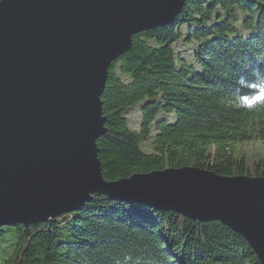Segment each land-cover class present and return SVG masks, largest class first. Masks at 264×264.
<instances>
[{
	"label": "trees",
	"instance_id": "16d2710c",
	"mask_svg": "<svg viewBox=\"0 0 264 264\" xmlns=\"http://www.w3.org/2000/svg\"><path fill=\"white\" fill-rule=\"evenodd\" d=\"M100 99L107 180L181 167L264 177V0H187L132 37ZM254 141L256 158L240 149ZM0 264L261 262L219 221L94 194L45 221L0 224Z\"/></svg>",
	"mask_w": 264,
	"mask_h": 264
},
{
	"label": "water",
	"instance_id": "95a60500",
	"mask_svg": "<svg viewBox=\"0 0 264 264\" xmlns=\"http://www.w3.org/2000/svg\"><path fill=\"white\" fill-rule=\"evenodd\" d=\"M187 0H0V224L45 221L94 194L216 220L264 264V177L166 168L107 180L101 95L132 37Z\"/></svg>",
	"mask_w": 264,
	"mask_h": 264
},
{
	"label": "rangeland",
	"instance_id": "374dc122",
	"mask_svg": "<svg viewBox=\"0 0 264 264\" xmlns=\"http://www.w3.org/2000/svg\"><path fill=\"white\" fill-rule=\"evenodd\" d=\"M130 117L132 120L133 115H131ZM131 123H132V121H131ZM240 149L245 154L253 155V156H255L254 158H256L257 154H255V153H260L262 151V145L256 141H254L251 143H245V144L240 145Z\"/></svg>",
	"mask_w": 264,
	"mask_h": 264
}]
</instances>
